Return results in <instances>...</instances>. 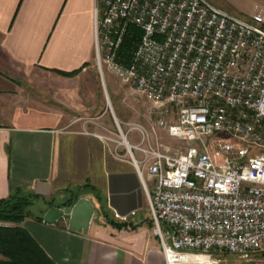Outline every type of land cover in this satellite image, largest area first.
Listing matches in <instances>:
<instances>
[{
	"label": "built area",
	"instance_id": "obj_1",
	"mask_svg": "<svg viewBox=\"0 0 264 264\" xmlns=\"http://www.w3.org/2000/svg\"><path fill=\"white\" fill-rule=\"evenodd\" d=\"M94 27L102 77L145 97L152 129L185 142L173 153L142 127L137 146L122 133L140 176L154 178L146 192L166 264L264 251V11L244 20L209 0H96Z\"/></svg>",
	"mask_w": 264,
	"mask_h": 264
},
{
	"label": "crops",
	"instance_id": "obj_2",
	"mask_svg": "<svg viewBox=\"0 0 264 264\" xmlns=\"http://www.w3.org/2000/svg\"><path fill=\"white\" fill-rule=\"evenodd\" d=\"M95 7L96 0H0V200L36 196L44 207L32 206L19 225L55 264H166L146 192L154 178L147 168L140 176L121 145L71 112L103 104L96 97ZM32 79L37 93L26 85ZM75 81L81 103L64 86ZM80 198L94 205L87 233L71 230L68 216L55 224L36 219Z\"/></svg>",
	"mask_w": 264,
	"mask_h": 264
},
{
	"label": "rangeland",
	"instance_id": "obj_3",
	"mask_svg": "<svg viewBox=\"0 0 264 264\" xmlns=\"http://www.w3.org/2000/svg\"><path fill=\"white\" fill-rule=\"evenodd\" d=\"M209 1L217 8L244 20L250 19L257 10L264 11V0ZM104 11V7L100 6L101 15L104 14ZM94 69L101 83L100 92L96 94V97L100 99L103 104H78V109L74 110V112L70 110L73 117H79L78 119L80 122L78 124L85 125L92 130H97L102 132V134L113 137L123 144L121 147L126 151L127 147L123 143L122 133L131 146H137L142 143V135L139 132V127L149 131L152 144L164 151L170 150L175 153L185 148V142L171 138L165 131L157 129L154 131L152 129V123L156 120L153 104L141 94L135 92L131 87L124 85L116 76L105 68L102 77L96 56L94 60ZM28 84H30L29 86L33 85L32 87L37 93L38 89H35L38 87L37 81L32 79L30 82H26V85ZM46 85L50 89V92L54 94L55 83L49 82ZM67 85V94L73 93V97H75L77 103L85 101L84 90L79 86L78 81L64 84V86ZM103 111L107 112V118L98 120L96 117ZM132 151L135 158L138 160V158H140V153L135 149H132ZM36 202V205L32 208L33 211L35 208L38 209V207L40 208L43 206ZM210 259L211 262L209 263L206 256H200V261H197L198 259H192V262L197 261L200 264H264V251L257 253L249 259L232 256L228 253L212 252Z\"/></svg>",
	"mask_w": 264,
	"mask_h": 264
},
{
	"label": "trees",
	"instance_id": "obj_4",
	"mask_svg": "<svg viewBox=\"0 0 264 264\" xmlns=\"http://www.w3.org/2000/svg\"><path fill=\"white\" fill-rule=\"evenodd\" d=\"M77 72L63 74L73 76ZM35 199L36 196L15 194L0 200V223L14 224L0 226V255L3 257L0 264H55L30 233L19 225L32 216L30 208L35 205ZM76 201L71 199L64 207H71ZM36 219L43 221L42 217Z\"/></svg>",
	"mask_w": 264,
	"mask_h": 264
},
{
	"label": "water",
	"instance_id": "obj_5",
	"mask_svg": "<svg viewBox=\"0 0 264 264\" xmlns=\"http://www.w3.org/2000/svg\"><path fill=\"white\" fill-rule=\"evenodd\" d=\"M94 205L87 198H80L71 207H50L44 214L47 224H55L65 216L69 217V228L76 232L87 233L93 219Z\"/></svg>",
	"mask_w": 264,
	"mask_h": 264
},
{
	"label": "bare ground",
	"instance_id": "obj_6",
	"mask_svg": "<svg viewBox=\"0 0 264 264\" xmlns=\"http://www.w3.org/2000/svg\"><path fill=\"white\" fill-rule=\"evenodd\" d=\"M198 101H207V93H198Z\"/></svg>",
	"mask_w": 264,
	"mask_h": 264
}]
</instances>
